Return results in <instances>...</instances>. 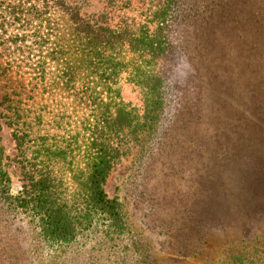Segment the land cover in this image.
Masks as SVG:
<instances>
[{
    "label": "rangeland",
    "instance_id": "374dc122",
    "mask_svg": "<svg viewBox=\"0 0 264 264\" xmlns=\"http://www.w3.org/2000/svg\"><path fill=\"white\" fill-rule=\"evenodd\" d=\"M172 11L159 120L129 144L104 186L123 205L125 233L111 237L101 223L51 242L0 194V264H264V0H175ZM10 45L0 47V65L19 78L25 107L43 113L40 130L53 133L60 118L80 130L86 105L51 79L38 83L35 60ZM120 88L139 110L138 92ZM1 113L15 195L22 181Z\"/></svg>",
    "mask_w": 264,
    "mask_h": 264
},
{
    "label": "trees",
    "instance_id": "16d2710c",
    "mask_svg": "<svg viewBox=\"0 0 264 264\" xmlns=\"http://www.w3.org/2000/svg\"><path fill=\"white\" fill-rule=\"evenodd\" d=\"M174 2L0 0V47L26 49L29 63L35 60L38 83L51 79L52 86L76 96L89 110L76 132L64 128L61 118L53 133L41 131L43 113L25 107L19 78L12 80L0 65V84L6 88L1 115L11 128L22 181L11 194L0 148V194L8 206L36 220L46 240L71 242L101 223L111 237L125 233L123 205L104 186L129 144L159 120L161 61L172 48ZM10 26L16 31L7 34ZM120 83L138 92L139 110L122 99Z\"/></svg>",
    "mask_w": 264,
    "mask_h": 264
}]
</instances>
